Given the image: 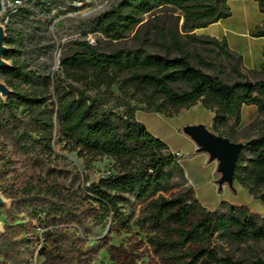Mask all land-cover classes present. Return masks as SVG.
<instances>
[{
    "label": "trees",
    "instance_id": "1",
    "mask_svg": "<svg viewBox=\"0 0 264 264\" xmlns=\"http://www.w3.org/2000/svg\"><path fill=\"white\" fill-rule=\"evenodd\" d=\"M59 1L23 0L4 23L5 32L17 23L29 24L36 12H50ZM227 1L118 0L88 22L84 36L99 34L110 42H121L140 26L143 16L169 9L179 13L177 21L183 19L180 30L176 24L174 29L156 27V33L160 41L168 39L169 53L176 55H151L141 48L103 53L83 39L61 54L57 76L45 62H38L35 68L25 60L15 62L22 52L13 46L21 42L22 35L6 34L8 49L3 59L12 62L0 69V80L10 91L6 97L0 96V141L10 145L27 174L5 196L11 209L29 220L25 227L35 229V223L43 230L42 264H83L80 246L61 226L74 222L84 228L85 219L121 217L124 206L139 207L133 225L146 233L161 264H246L225 245L264 242V217L247 207L223 201L207 210L189 186L166 196L186 181L179 156L135 119L138 110L171 118L199 102L213 114L217 131L229 121L238 125L244 105L255 106L264 115V79L248 87L245 82L228 83L218 74H208L202 68L214 71L215 64L195 56L200 67L193 66L180 41L184 37L221 52L230 62V72L244 79L231 63L241 62V56L230 51L224 39L193 33L229 17ZM255 1L264 14V0ZM249 35L264 37V23ZM246 71L264 73V64L260 71ZM137 94L141 99L135 100ZM133 100L144 107L131 105ZM56 128L63 150L76 152L88 164L112 158L118 171L88 186L87 179L74 174L79 189L76 196L62 182L65 175L52 159ZM219 136L231 141L228 135ZM176 175L180 182L174 181ZM233 181L264 203V120L257 136L238 155ZM32 246L31 236L18 237L13 228L0 233V257L10 264H22ZM249 264H264V259L256 255Z\"/></svg>",
    "mask_w": 264,
    "mask_h": 264
},
{
    "label": "rangeland",
    "instance_id": "2",
    "mask_svg": "<svg viewBox=\"0 0 264 264\" xmlns=\"http://www.w3.org/2000/svg\"><path fill=\"white\" fill-rule=\"evenodd\" d=\"M117 2L118 0H61L56 6H51L50 12L44 14L36 12L30 18L29 24L17 23L15 26H11L10 31L7 32H5L4 16L1 10L0 25L4 29L5 37L9 32H20L22 35L21 42H17L13 46L22 52L21 55L14 58L15 62L25 60L31 65V68H35L38 62H45L55 76L59 75L61 54L71 48L74 42L83 39L93 41L91 45L103 53H110L115 49L133 51L141 48L151 55L168 57L176 55L173 51L169 53L168 39L162 42L156 33V27L174 29L176 24L180 30L183 19L180 18L177 21L179 13L169 9L155 15H159V17L143 16L140 26L121 42H110L99 34L84 36L88 22L109 10ZM70 8H78V10L71 11ZM204 34L215 37L217 28L211 27ZM180 41L193 66L200 67L195 56L215 64L214 71L202 68L208 74H218L228 83L250 82L253 85L257 80L264 79V73L251 75L242 68L241 62L231 61L245 75L244 79L237 78L230 72L228 67L230 62L223 58L221 52L189 42L184 37ZM7 49L8 47H6ZM46 49L49 51H45ZM5 62L9 66L12 61ZM0 81L2 82V80ZM180 87L185 89L184 85H180ZM112 89L117 92L115 86ZM2 97L4 98V96ZM135 97V100L141 99L138 94ZM135 100L130 101V104L139 108L144 107L143 103H137ZM135 116L152 135L167 144L173 152H180L179 159L183 172H185V179L188 177L194 181L190 185L186 179L182 186L166 196L177 195L189 186L193 190V195L207 210H214L221 202L226 201L232 205L247 207L251 212L264 217V203L253 198L238 183L234 182L232 188L223 185L220 190L218 189L217 180L220 175L216 171L217 163L210 162L206 154L197 153L196 149L192 153L191 149L194 143L182 132V128L186 125L201 124L208 131L216 135H228L232 142L242 143L245 146L257 136L261 122L264 120V115L259 114L255 106H242L240 123L234 125L232 121H229L226 127H221L218 131L213 127V114L204 109L200 102L190 109H182L171 118L165 117L163 114L140 110L135 112ZM52 149L54 151L52 159H55L54 162L65 175L62 182L76 196L79 195V189L78 183L73 178L74 174H78L82 179H87L91 183L96 182L107 171L111 173L118 171L112 158L102 157L88 164L76 152L63 150L62 144L59 142L57 128L53 133ZM169 152L172 151L169 150ZM245 156L248 157L249 154L245 153ZM22 174L27 173L24 172L21 160L12 154L11 147L7 142L0 141V233H3L6 228H13L18 237L31 236L33 246L22 264H42L44 258L41 255V250L44 246V239L41 234L43 230H40L35 223V229L29 226L25 227L23 224L29 220L23 213L12 210L11 201L5 196L6 190L18 183ZM180 179V176L176 175L174 181L180 182ZM75 205H78L77 202ZM138 208L122 207L120 209L121 217L110 215L101 221L94 218L85 219L84 228H80L74 222L62 225L61 228L71 234L80 246L83 264H161L148 244L146 233L133 225ZM130 217L131 219H129ZM225 246L235 258L243 259L246 264H249L256 255L264 259V242ZM0 264L10 263L0 257Z\"/></svg>",
    "mask_w": 264,
    "mask_h": 264
},
{
    "label": "crops",
    "instance_id": "3",
    "mask_svg": "<svg viewBox=\"0 0 264 264\" xmlns=\"http://www.w3.org/2000/svg\"><path fill=\"white\" fill-rule=\"evenodd\" d=\"M227 5L230 10L229 17L221 19L206 28L196 29L193 33L200 37H212L204 33L211 27H216L217 34L212 38L217 40L224 39L228 49L241 56L243 69L260 71L262 64H264V37H251L249 31L264 23V14L259 12L255 0H228ZM135 119L138 121L136 116ZM195 149L196 146L194 144L191 152L193 153ZM169 150L173 154L181 155L178 151L173 152L170 148ZM179 164L182 167L180 159ZM186 179L190 185L191 183L193 184V179L188 177Z\"/></svg>",
    "mask_w": 264,
    "mask_h": 264
},
{
    "label": "water",
    "instance_id": "4",
    "mask_svg": "<svg viewBox=\"0 0 264 264\" xmlns=\"http://www.w3.org/2000/svg\"><path fill=\"white\" fill-rule=\"evenodd\" d=\"M1 10L2 6L0 2ZM4 41V29L0 25V69L7 67L3 59L6 52ZM245 84L248 87L252 85L250 82H245ZM9 93V89L0 81V96L6 97ZM182 132L193 141L197 153H204L208 156L210 162L215 161L217 163L216 171L220 175L217 180L218 189L220 190L223 185L232 188L236 161L244 145L242 143H234L227 138L216 135L208 131L201 124L186 125L182 128Z\"/></svg>",
    "mask_w": 264,
    "mask_h": 264
},
{
    "label": "built area",
    "instance_id": "5",
    "mask_svg": "<svg viewBox=\"0 0 264 264\" xmlns=\"http://www.w3.org/2000/svg\"><path fill=\"white\" fill-rule=\"evenodd\" d=\"M1 6H2V12H3V22H8L9 15L15 13L19 7L22 6L23 0H0ZM90 44L93 43V41L88 40ZM176 155H178L176 153ZM110 175V172L107 171L104 174H102L99 178L108 177ZM86 185H89V182L87 181Z\"/></svg>",
    "mask_w": 264,
    "mask_h": 264
}]
</instances>
